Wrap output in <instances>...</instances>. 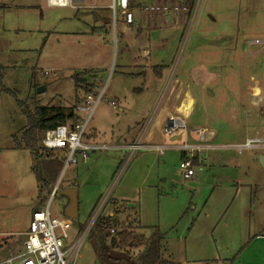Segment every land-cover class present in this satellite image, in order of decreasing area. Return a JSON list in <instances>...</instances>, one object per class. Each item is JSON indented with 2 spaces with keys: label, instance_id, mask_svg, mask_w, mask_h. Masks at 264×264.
<instances>
[{
  "label": "rangeland",
  "instance_id": "obj_1",
  "mask_svg": "<svg viewBox=\"0 0 264 264\" xmlns=\"http://www.w3.org/2000/svg\"><path fill=\"white\" fill-rule=\"evenodd\" d=\"M110 1L93 0L103 5ZM23 3L29 5L14 6ZM76 7L0 0V257L18 246L36 205L49 202L51 213L64 217L69 198L61 190L73 188L77 215L71 219L69 240L81 234L102 198L101 213L113 214L109 198H116L126 202L117 220L142 233L157 225L165 233L164 246L179 264L184 251L190 254L192 248L236 261L247 241L242 239L252 231L250 223L261 216L248 212L255 203L253 192H264V164L259 159L264 142L239 148L247 138L264 139V44L252 43L264 40V0H200L192 18L182 15L177 21L171 14L136 10L135 18H141L136 40L121 35L119 10L114 22L111 10H102L110 23L102 33L90 34L92 17ZM141 54L150 65L162 66L161 79L152 72L148 77L128 75L133 71L129 61ZM84 71L90 72L86 78L95 87L105 89L85 133L95 126L107 143L129 140L153 116L152 136L145 141L171 147L160 152L139 149L130 157L127 147L89 152L85 162L78 158L77 164L63 168L64 163L55 178L43 174L47 185L40 189L30 152L13 148L12 135H19L27 123L23 108H69L79 100L85 93L75 90L72 75ZM167 78L173 83L171 95L164 89ZM39 86H44L42 92H37ZM187 94L193 101L190 112L178 117L193 137L170 140L164 131L166 114L160 117L164 96L182 111ZM111 100L123 109L112 108ZM78 115L81 120L87 117L84 112ZM197 128L212 132L205 143L211 147L194 152L200 164L193 162V175L185 179L178 167L183 152L177 145L196 142ZM91 230L81 241L76 264H126L113 260L119 257L131 262L136 249L110 247L112 258L96 255Z\"/></svg>",
  "mask_w": 264,
  "mask_h": 264
},
{
  "label": "built area",
  "instance_id": "obj_2",
  "mask_svg": "<svg viewBox=\"0 0 264 264\" xmlns=\"http://www.w3.org/2000/svg\"><path fill=\"white\" fill-rule=\"evenodd\" d=\"M200 0H111L108 8L112 12L113 21L116 19V11L119 10L123 21L130 24L133 21L134 10L153 15L158 13L171 12L174 14H185L192 18L196 14ZM53 4L67 5L68 0H51ZM189 29V27H187ZM252 43L264 44V40H253ZM104 87L98 89L92 87L84 95L82 101L73 107L75 113H87L85 120L77 122H66L46 129L36 143L40 156L51 151H60L64 155V167L69 164H76L78 158L86 160L87 152L93 149H105L106 146L87 144L83 141L86 131V122L103 96ZM112 108H117L114 101L109 102ZM263 116H264V95H263ZM170 123V125H169ZM181 134L186 131V126L179 118L170 117L164 131L173 135L176 131ZM199 140H205L206 134L212 133L206 128L196 129ZM263 140L258 138H247L239 145V148H250ZM141 139L127 145L129 157L138 149L142 148ZM181 148L188 151L178 164L182 177L187 179L193 175V154L194 149L190 144L184 143ZM198 148V146L196 147ZM56 191V185L50 191L51 196ZM105 202L102 198L91 214L86 226L78 236L69 240L68 232L71 229V219L67 216H56L50 211V203L33 209L30 215L28 228L20 236L19 244L13 250L8 251L0 257V264H76L79 255L81 241L90 230L96 218L101 213Z\"/></svg>",
  "mask_w": 264,
  "mask_h": 264
},
{
  "label": "crops",
  "instance_id": "obj_3",
  "mask_svg": "<svg viewBox=\"0 0 264 264\" xmlns=\"http://www.w3.org/2000/svg\"><path fill=\"white\" fill-rule=\"evenodd\" d=\"M87 1V5H82L80 6V3L86 2ZM68 4L67 5H58V4H53L51 2V0H39V4L40 6L43 7H55V8H62V7H74V5H76V9L79 10L80 7H82V9H84V12L89 14L94 23L93 25L90 27L89 26V31L88 33L90 34H94V33H102V31L105 29V27L110 23V18L109 15L104 13L102 10L107 9L109 10L107 5H103V4H98L97 2H93V0H68ZM29 5V4H28ZM27 3H23V4H14L15 7L17 6H28ZM102 11V12H101ZM136 11V10H134ZM139 11V10H137ZM142 14H147L141 11ZM166 14H171L175 21H177L178 19H180V17L182 15L185 16V14H174L171 12H167V13H158V14H153V15H162L163 17H167ZM150 15V14H147ZM61 16V15H59ZM161 16V17H162ZM187 16V15H186ZM114 22V21H113ZM141 24V18H135V14L133 12V21L130 24H126L123 21L122 15L120 14V27L123 33L128 37H132L134 38L133 40L137 39L138 36V29H137V25ZM142 45H145L146 43H141ZM147 47V46H146ZM145 48V47H144ZM143 54L133 58L132 60L129 61L128 66H132L133 67V71L128 72V75L133 76V77H148L149 73L152 72V74L154 75V77L161 79L162 75H163V71H162V66L161 65H150V61L147 59V56H150V52L147 54V56L145 55V57H142ZM141 59V60H140ZM140 61L142 63H140ZM155 66H161L160 70L156 69V72L159 73V75H156L155 73ZM90 71V70H89ZM141 75V76H140ZM146 79V78H145ZM89 84L92 85V87H95V83L93 82L92 79L88 80ZM143 84H145L143 82ZM165 91H167V95L168 94H172L173 92V83H172V79L171 78H167L165 80ZM147 86L145 85V88ZM139 89V88H138ZM105 90V89H104ZM140 93L142 92L141 89ZM104 92V91H103ZM164 96V102L165 104L163 105L160 117L164 116L166 114V121L168 122V119L170 117H174V118H181L178 116H183L185 117L187 114H183V111L180 110H176V105H174L171 101L172 104L169 105V99L168 96ZM84 95L79 99V100H74V104L72 106H70L69 108H73L76 104L80 103L83 99ZM79 101V102H77ZM113 101V100H111ZM115 102V101H114ZM168 102V103H167ZM116 104V103H115ZM117 105V104H116ZM62 107V106H60ZM118 107V106H117ZM65 108V107H63ZM68 107L65 109H69ZM119 110H122L123 107L119 105V108H116ZM153 117V116H152ZM152 117L150 119H148L141 127L139 126L138 129H136V134H134L133 136H130L129 140H126L125 138H117V139H112L113 141H111L112 143H107L106 141H104V139L101 138V135L99 134L98 129L95 126H90L88 132H86L84 134V139L83 141L87 144H91V145H98V146H106L105 149H91L87 152V157L89 156V152H95V151H104V150H108L109 148H114V149H122V150H126V147L128 144L136 141L137 139H141L142 145L143 147L140 148L142 150H146V149H154L156 151H159L161 149H165L168 146L171 147L170 145H162V144H153L151 142H147L145 141V139L149 138L152 136V131L149 132V125H150V120L152 119ZM159 118V116L157 117ZM181 120V119H180ZM159 119L155 120V125H158ZM197 129H201V128H197ZM196 129H194V135L197 136V133L195 131ZM177 133H181V131H176L174 134ZM184 134V135H183ZM188 135V137H193V135L191 134V132L185 131L184 133H182V136L187 137L186 135ZM210 134H206V137L209 139V135ZM171 135L169 136L170 139ZM207 138L205 140H199L198 136H197V141L194 143H190V145L194 148L191 153L197 157L193 158V162H195V164H197L196 162H198V164H200V158L197 155V153L194 152H198L199 150L206 149V148H210L211 146L209 144H205L207 141ZM187 143V142H186ZM189 144V143H188ZM198 146V148H196ZM176 147V146H175ZM177 147L179 149L182 150L183 154H182V158H184L187 154L188 151H185L181 148V145H177ZM159 149V150H158ZM139 150V149H138ZM136 150V151H138ZM160 152V151H159ZM86 160H81V162H85ZM77 164V163H76ZM67 189H73V188H67ZM74 190V189H73ZM258 191L254 190L253 192V197H252V201L255 203L251 206V208H249V213L251 212V214H253L254 212L257 214H260V220L259 221H254L251 222L250 224H252V231L251 233L248 231L246 232V237L244 239H242V241L247 240L246 244L244 245V248L242 249V251L240 252V255L236 258V261L234 260V262L229 263L230 258L229 257H221V255H214L211 256L210 255H204L201 254L202 252H198L196 250V248H192V252L189 254L188 251H184V258L182 261V264H264V192H258ZM110 202L113 204V207H125L126 205L124 202V200L122 199H116V198H109ZM107 204V200L106 203ZM256 204V206H255ZM106 206V205H105ZM104 207V206H103ZM254 210V212H253ZM111 212H109L110 214ZM113 214L109 215L112 216ZM135 221H137L136 223V227L140 228L141 225L138 223L137 217L135 218ZM157 226V225H154ZM151 227V226H148ZM147 227V228H148ZM159 228V227H158ZM164 233V232H163ZM165 238V236H164ZM164 241V239H163ZM241 241V242H242ZM163 243V242H162ZM243 246V244H242ZM163 257L168 258L173 260L176 264H179L177 261H175L172 257V255L170 253H168L166 247L163 244V252H162ZM239 259V260H238Z\"/></svg>",
  "mask_w": 264,
  "mask_h": 264
},
{
  "label": "trees",
  "instance_id": "obj_4",
  "mask_svg": "<svg viewBox=\"0 0 264 264\" xmlns=\"http://www.w3.org/2000/svg\"><path fill=\"white\" fill-rule=\"evenodd\" d=\"M160 68L161 66H155L156 75H159L156 69L160 70ZM89 73V71H84L72 75L76 91L82 90L85 94L90 91L92 85L89 84L86 78ZM6 92L14 95L12 91L7 90ZM17 103L22 107V102L17 101ZM23 112L27 123L19 132V135H12L13 148L27 149L30 152L32 156L31 171L35 174L38 188L41 189L42 185H47L46 183L43 184V174L53 175V178H55L64 164V155L60 151H51L40 156L36 147L38 139L46 129L66 122L75 123L80 117L73 111L72 107L65 109L56 106H50L49 108L38 106L33 111L25 107ZM42 204L41 202V204H38L39 206L36 205L35 209H39ZM118 208L117 206L113 208L114 214L112 216L104 212L100 213L91 227L89 237L94 242L96 255L101 256L103 254L111 257L108 254L110 247L124 251L136 249L137 251L135 255H132L131 262L125 257L113 258V260H117L118 263L125 262L126 264H176L173 260L162 255V242L165 233L158 226L148 227L147 233L138 232L133 227L117 220V215L120 213L117 211ZM239 252L240 250L232 259L239 255Z\"/></svg>",
  "mask_w": 264,
  "mask_h": 264
},
{
  "label": "water",
  "instance_id": "obj_5",
  "mask_svg": "<svg viewBox=\"0 0 264 264\" xmlns=\"http://www.w3.org/2000/svg\"><path fill=\"white\" fill-rule=\"evenodd\" d=\"M44 90V86H39L37 88V92H42ZM170 125V123H169ZM181 133H177V134H173L170 137V140H180L181 139ZM259 159L261 164H264V156L259 155ZM61 194L65 195L69 198V202L65 208V216H67L68 218L72 219L75 218L77 215V210H76V192L73 189H63L61 190ZM123 207H120L117 209L118 212L123 211ZM114 214V213H113Z\"/></svg>",
  "mask_w": 264,
  "mask_h": 264
},
{
  "label": "bare ground",
  "instance_id": "obj_6",
  "mask_svg": "<svg viewBox=\"0 0 264 264\" xmlns=\"http://www.w3.org/2000/svg\"><path fill=\"white\" fill-rule=\"evenodd\" d=\"M186 98H187L186 101L182 103L180 108L183 112L187 113L190 110V105L191 103H193V101H192V97L189 94L186 95Z\"/></svg>",
  "mask_w": 264,
  "mask_h": 264
}]
</instances>
